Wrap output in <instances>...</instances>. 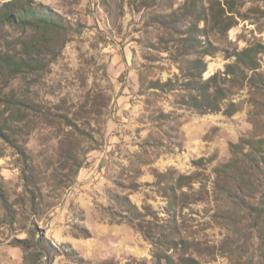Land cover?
<instances>
[{
	"label": "rangeland",
	"instance_id": "rangeland-1",
	"mask_svg": "<svg viewBox=\"0 0 264 264\" xmlns=\"http://www.w3.org/2000/svg\"><path fill=\"white\" fill-rule=\"evenodd\" d=\"M6 1L0 0V5ZM36 1L62 14L73 29L49 73L32 81L20 77L11 86L13 98L43 99L46 107L42 113L30 112L25 123L17 124V114L10 119L14 137L28 154L26 179L19 155L0 139V183L17 210L16 223L10 225L0 205V264H24L25 250L15 240L29 237L35 225L60 249L47 264H127L134 258L150 259L151 241L130 224L113 221L107 208L114 205V194H126L142 210L152 205L161 222L168 220L167 198L154 172L170 168L196 174L194 187L209 192L179 214L182 234L211 249L204 259L207 264H233L230 249H221L230 230L212 218L218 206L214 167L232 156L230 142L264 138V96L253 100L249 87L234 90L228 100L237 102L238 110L227 116L199 114L180 103L177 91L152 88L155 81L176 80L181 64L190 66L176 57L177 37L152 19L158 13L179 11L185 0H160L154 5H145L144 0ZM239 9L248 10L250 18L238 17L227 34H217L210 20V35L203 39L217 50L204 57L208 63L204 79L225 70L233 60L227 58L228 50L264 42V2L248 1ZM199 26L204 27V21ZM8 45L0 38V46ZM260 62L264 71V52ZM90 92L105 96L99 99L102 105L105 102L99 119L88 115V107L81 110ZM63 114L82 125L89 119L86 128L100 142L88 153L75 182L74 162L92 144L62 124ZM201 157L212 162L195 165ZM33 193L38 202L35 210ZM72 250L86 261L79 262L77 254L68 253ZM252 252H244L242 262Z\"/></svg>",
	"mask_w": 264,
	"mask_h": 264
},
{
	"label": "trees",
	"instance_id": "trees-1",
	"mask_svg": "<svg viewBox=\"0 0 264 264\" xmlns=\"http://www.w3.org/2000/svg\"><path fill=\"white\" fill-rule=\"evenodd\" d=\"M157 1L160 0H144V3L154 5ZM248 1L264 2L185 0L179 11L154 15L153 22L169 29L177 37V40L168 39H174L177 59L189 62L190 66L181 64L176 80L155 81L152 88L177 91L180 103L195 109L199 114L222 112L232 116L237 112L238 104L228 100L230 93L244 87L250 88L253 100L258 95L264 96V71L260 62V55L264 52L262 41L250 43L242 49L235 47L232 51L228 50L227 58L233 60L226 64L225 70L204 79L208 67L204 57L213 55L217 50L210 40L203 39V35H210V20L211 29H218L217 34H227L238 23V17L250 18L248 10L239 9ZM200 21L205 23L202 28L199 26ZM72 29L73 26L62 14L36 0H8L0 5V38L9 44L0 46V139L19 155L23 179L27 178L30 167L28 154L26 148L14 137L15 129L10 126V119L17 114V124L25 123L30 112L42 113L46 103L38 98L32 101L24 97L15 99L11 86L20 77L32 81L37 75L49 73L52 64L62 55ZM9 36H13V40H8ZM103 97L105 100L103 94L90 92L83 102L85 104L81 105V110L87 111L88 107V115L99 119L105 107V102L104 105L99 102ZM75 115H79L78 111ZM61 118L63 125L73 130L80 139L92 144L85 150L84 157L74 162L75 182L80 169L87 162L88 153L98 149L100 142L86 128V124H91L89 119L83 124L84 127L69 114H63ZM230 150L232 156L214 167L213 194L218 206L212 218L217 224L230 230L221 249H230L229 257L234 261L233 264H264V138L241 137L237 143L230 142ZM209 162L212 159L201 157L194 164L200 167ZM154 174L156 183L163 185L164 196L167 198L168 220L161 222L158 211L152 205H146L142 210L126 194H114V205L107 208L113 221L130 224L153 245L150 259L134 258L127 264H207L204 259H207L211 249L202 240L184 236L178 216L185 207L203 200L204 193L209 195V192L205 187H194L198 180L193 173H179L170 168L166 172L156 169ZM31 201L35 210L38 206L36 194L31 195ZM0 205L9 224L14 225L17 210L1 183ZM15 242L25 250L24 264H47L49 256L59 253L60 250L36 225L30 230L29 237L16 239ZM250 250L253 251L250 257L242 262L244 252ZM68 253L78 255L75 250ZM77 259L81 263L86 261L79 255ZM101 264L118 263L107 261Z\"/></svg>",
	"mask_w": 264,
	"mask_h": 264
}]
</instances>
